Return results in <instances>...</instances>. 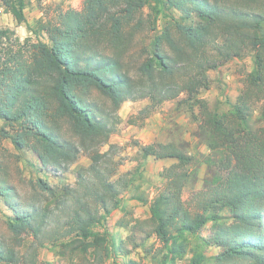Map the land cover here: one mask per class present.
Instances as JSON below:
<instances>
[{
	"label": "trees",
	"instance_id": "16d2710c",
	"mask_svg": "<svg viewBox=\"0 0 264 264\" xmlns=\"http://www.w3.org/2000/svg\"><path fill=\"white\" fill-rule=\"evenodd\" d=\"M3 2L26 22V0ZM28 27L36 42L27 41L0 64V198L12 212L8 235L0 236V264H41L48 247L71 256V264L74 257L91 256L99 264L129 255L105 228L112 212L123 209L122 192L134 185L132 178L114 180L118 146L110 139L123 122L119 111L148 99L139 112L144 121L182 94L200 108L218 170L195 193L193 212L182 194L195 157L176 142L137 143L142 161L177 160L161 172L164 186L152 200L132 196L149 205L145 240L154 236L173 262L187 254L190 236L201 241L188 264H209L203 248L210 246L220 248L212 264H264V0H85L80 10L54 19L44 12ZM247 53L254 68L232 108L212 111L198 98L210 87L208 72ZM128 123L136 125L132 117ZM5 141L17 152L34 153L41 170L57 177L82 153L90 165L75 171L74 185L29 180L32 195L24 199L12 180L13 166L21 173V156ZM224 212L228 223L219 222ZM209 221L205 239L200 233Z\"/></svg>",
	"mask_w": 264,
	"mask_h": 264
},
{
	"label": "rangeland",
	"instance_id": "374dc122",
	"mask_svg": "<svg viewBox=\"0 0 264 264\" xmlns=\"http://www.w3.org/2000/svg\"><path fill=\"white\" fill-rule=\"evenodd\" d=\"M84 2L85 0H26V22L19 23L5 6L3 0H0V64L2 65L9 57V53L22 47L25 48L27 41L36 42V38L28 26H35L37 20L43 17L44 12H46V16L54 19L60 12L82 9ZM146 12L150 11L146 10ZM165 20L166 17L158 22V28L163 25ZM253 68L254 62L251 53H247L242 58L223 60L218 68L208 72L210 87L202 90L198 98L205 99L209 108L214 112L230 111L243 87L244 78ZM187 98V95L182 94L176 100L164 102L154 111H150L144 121L140 120L139 112L150 105L148 99L127 102L121 107L119 114L123 122L119 132L110 139V144L118 146L113 151L115 162L119 164L114 180L132 178L134 185L131 189L122 192L123 209H116L112 212L105 228L117 241H123L124 248L130 251V254L120 255L116 260L109 258L99 264H123L125 260H134L140 264H188L193 249H196V246L200 244V239L189 236L187 254L184 258L175 262L170 259L165 260V250L159 241L154 236L145 240L146 233L151 230V225L148 223L151 217L147 211L148 204H143L132 197L135 193L136 196L150 201L156 196L157 190L164 186L160 177L162 170L158 163L154 159L142 161L141 153L136 147V144L140 143V140L136 138L138 130L156 128L161 130L156 143L176 142L187 153L195 157V164L191 167L194 176L184 188L182 198L193 212L197 210L194 195L204 189L206 182L218 170L219 155L212 152L208 146L209 134L202 123L199 106L193 101L185 102ZM131 117L136 121V125L128 123ZM254 121L257 125L262 123L258 108L254 115ZM3 124L0 120V127ZM67 136L69 137V134ZM121 138L127 141H121ZM4 144L13 153H18L21 156L19 162L21 173L19 174L16 167L13 166L12 180L24 199H28L32 195L28 188L29 180L46 179L51 184H60L61 181H66L74 185L76 182L75 171L80 167L90 165L89 158L82 153L78 162L70 167L66 174L57 177L54 174L44 173L38 159L31 151L17 152L11 142L5 141ZM107 150L108 146L103 147V151ZM11 214L12 212L7 209L3 199L0 198L1 237L6 238L8 235L5 220ZM219 222H230L229 214L222 213ZM213 224V221H209L203 228L200 233L202 238L210 237ZM134 244L140 247L135 248ZM203 250L209 264H212L214 258L220 253V248L216 246L204 247ZM71 258V256L62 257L59 251L50 247L42 249L40 253L41 264H71ZM74 259L77 264H97L91 256L74 257Z\"/></svg>",
	"mask_w": 264,
	"mask_h": 264
},
{
	"label": "crops",
	"instance_id": "0c3cea01",
	"mask_svg": "<svg viewBox=\"0 0 264 264\" xmlns=\"http://www.w3.org/2000/svg\"><path fill=\"white\" fill-rule=\"evenodd\" d=\"M136 133H137L136 138L140 140V144L148 145V144L154 143L157 140V138H159L161 130L156 129V128H153V130H150V128H144V129L138 130ZM121 141H127V140L126 139L124 140L123 138H121ZM137 149L139 150L138 147ZM148 159L149 160L154 159L158 163L162 171L170 167L171 165L177 163V160L174 158L155 159L154 157L150 156ZM147 211L149 213V216H151L150 209H147Z\"/></svg>",
	"mask_w": 264,
	"mask_h": 264
}]
</instances>
